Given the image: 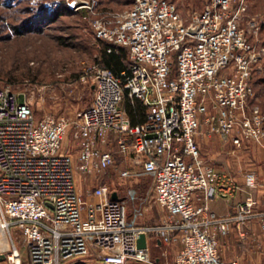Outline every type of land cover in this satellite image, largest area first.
<instances>
[{
    "label": "built area",
    "instance_id": "2783aa9c",
    "mask_svg": "<svg viewBox=\"0 0 264 264\" xmlns=\"http://www.w3.org/2000/svg\"><path fill=\"white\" fill-rule=\"evenodd\" d=\"M83 1L70 11H84L96 41L127 51L126 68L118 76L96 63L82 69L80 82L90 86L92 100L74 123L75 154L61 151L68 119L36 118L23 95L0 87V229L18 234L28 264L92 258L151 264L148 247H137L140 235L164 246L178 244L173 264H238L220 257L218 237L235 232L245 239L252 222L264 232V208L257 211L251 192L257 175L244 173V197L234 212L215 215L196 205L208 198L229 205L237 190L202 158L196 137L202 121L205 133L223 145L264 147V111L251 102L254 80L263 75L264 49L251 35L260 26H242L247 0H206L187 24L170 0H131L117 11ZM125 93L145 107L143 123L131 124L121 106ZM115 156L152 176L153 201L166 212L163 221L134 225L124 201L113 199L100 182ZM78 175L94 181L87 199ZM133 175L126 168L118 180ZM11 249L7 261L21 264L17 248Z\"/></svg>",
    "mask_w": 264,
    "mask_h": 264
},
{
    "label": "rangeland",
    "instance_id": "374dc122",
    "mask_svg": "<svg viewBox=\"0 0 264 264\" xmlns=\"http://www.w3.org/2000/svg\"><path fill=\"white\" fill-rule=\"evenodd\" d=\"M69 0H0V87H6L23 95L33 109L36 118L44 116L63 117L70 121V126L62 143L61 151L75 154L72 132L77 116L85 110L92 100L90 86L80 82L82 69L92 63L98 54V46L87 20L76 14H63L48 25L24 27L21 24L20 36L12 32L13 25L34 13L33 9L44 5L50 9L67 6ZM175 3L182 21L187 24L192 16L199 12L206 0H171ZM131 0H97L98 9L107 11L122 10ZM30 9V12H25ZM32 9V10H31ZM69 9V7H68ZM70 10V9H69ZM32 11V12H31ZM25 12V13H23ZM255 21L260 27L251 35L258 40V47L264 49V0H247V9L242 15V26L248 31V23ZM27 24V23H26ZM263 72L254 82L258 85V103L264 111V62ZM247 168H252L258 157H243ZM114 172L106 171L99 176L111 190H118L126 206L127 216L134 225H152L166 218V212L157 206L152 197V176L141 174L138 181L134 177L117 179ZM78 188L84 199L92 189V178L78 175ZM90 178V180H89ZM136 178V177H135ZM90 182V184H89ZM94 182V181H93ZM94 184V183H93ZM7 246L14 245L24 264V245L16 233H5ZM11 236V237H10ZM229 242V239L228 241ZM221 254L226 261H237V251L224 241L220 244ZM230 247V248H229ZM12 251V249H11ZM178 251V244L152 249L151 264H173ZM8 251L0 248V264H12L7 261ZM230 257H227V256ZM79 264H85L81 262ZM135 264V263H130Z\"/></svg>",
    "mask_w": 264,
    "mask_h": 264
},
{
    "label": "crops",
    "instance_id": "0c3cea01",
    "mask_svg": "<svg viewBox=\"0 0 264 264\" xmlns=\"http://www.w3.org/2000/svg\"><path fill=\"white\" fill-rule=\"evenodd\" d=\"M257 86L258 85L256 82H254L255 98L251 102L261 104L262 101H259L260 97L257 95ZM205 131L206 126L201 121L199 134L196 137V141L199 145L202 158L207 161V163L212 165L217 171L229 177L237 190L234 192V197L229 205L220 198H208L205 201H195V204L206 205L210 212L215 215H224L229 212H234L236 205L244 197V193L242 192L245 190L243 178L244 173L253 170L257 175L258 185L255 189H252L251 192L258 204L257 211H261L264 208V147L251 146L249 149L243 148L242 150H236L230 144L223 145L217 136L207 135ZM248 155H256L258 157V161L253 164L254 166H252V168H247L245 165L246 162H243L242 160L243 157ZM126 168H132L134 172V175L132 176L134 179L132 181L133 183H136L138 181V177H140L143 173L141 171V166L134 164L132 160H124L118 156H115V164L108 171H115V174L119 175V173ZM90 182L92 183L91 180ZM112 192L117 199H121L118 190H112ZM228 239L229 242H227ZM223 241L226 244L228 243V246L237 251L236 259L238 264H264V232L260 229L256 222H252L249 225L245 239H240L235 232L229 235L227 238L222 236L218 237L219 255L223 260L226 261V255L221 254L222 248L220 244L223 243ZM146 246L151 252L152 249H160L164 245H161L154 238H146ZM24 252L26 251L24 250ZM25 255L26 258L24 264H28L27 253ZM227 257L230 256L228 255ZM85 264L102 263L98 262L95 258H92L86 260Z\"/></svg>",
    "mask_w": 264,
    "mask_h": 264
},
{
    "label": "trees",
    "instance_id": "16d2710c",
    "mask_svg": "<svg viewBox=\"0 0 264 264\" xmlns=\"http://www.w3.org/2000/svg\"><path fill=\"white\" fill-rule=\"evenodd\" d=\"M130 4L131 2L125 8H128ZM32 11H34L33 14L28 15V17L27 16L24 17L22 21H19L17 24L13 25L11 30L14 33V35L17 36L21 35L20 34L21 24L25 25L24 27L27 28L29 26L33 28L35 25L36 26L39 25L41 27V25L45 26L50 24L54 19L60 17L63 14L73 15V13L68 9L67 6H61L58 8L55 7L54 9L53 8L50 9L49 7H45L44 5H41L33 9ZM25 12L29 13L30 9H27ZM76 15L79 18H81L82 21H84L83 12H78ZM98 42L100 44L98 46V54L94 56L91 64L96 63L99 66L110 70L114 75L118 76L120 72L126 68L125 62L127 60V51L123 48L113 47V46L111 47V45L102 41H98ZM109 47L112 48L111 53H107V49ZM173 71H174V65H173ZM122 107L132 125L140 124L145 121L146 118L145 107L142 105V103L139 100L129 98L127 93H125Z\"/></svg>",
    "mask_w": 264,
    "mask_h": 264
},
{
    "label": "water",
    "instance_id": "95a60500",
    "mask_svg": "<svg viewBox=\"0 0 264 264\" xmlns=\"http://www.w3.org/2000/svg\"><path fill=\"white\" fill-rule=\"evenodd\" d=\"M84 3L83 0H69L67 1V4H68V7L71 8V9H74L80 5H82ZM195 32V30L193 29H189L188 30V33L190 35H193ZM112 198L113 199H116V196L115 195H112ZM137 247L139 249H145L146 248V239H145V236L144 235H140L139 238H138V241H137ZM4 257L1 256L0 257V260H2Z\"/></svg>",
    "mask_w": 264,
    "mask_h": 264
},
{
    "label": "bare ground",
    "instance_id": "6f19581e",
    "mask_svg": "<svg viewBox=\"0 0 264 264\" xmlns=\"http://www.w3.org/2000/svg\"><path fill=\"white\" fill-rule=\"evenodd\" d=\"M0 248H4L6 251H9V246H7L6 243V235L1 229H0ZM14 261L16 264H19L18 259L14 258Z\"/></svg>",
    "mask_w": 264,
    "mask_h": 264
}]
</instances>
